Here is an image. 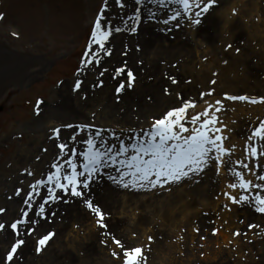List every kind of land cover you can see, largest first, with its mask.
<instances>
[{"label":"rangeland","instance_id":"1","mask_svg":"<svg viewBox=\"0 0 264 264\" xmlns=\"http://www.w3.org/2000/svg\"><path fill=\"white\" fill-rule=\"evenodd\" d=\"M101 2L102 0H0V13H3L0 17V207L6 209V213L0 214V218L6 221L15 218L20 211V199L14 196L15 187H23L21 181L24 184L31 182L20 169L27 167L39 174L46 168L56 153L54 142L49 139L50 130L58 124L94 122L126 132L129 127L146 126L150 116L176 105L177 92L185 98L196 99L197 111L204 106L198 93L206 91L208 87L215 90L212 96L204 98L209 102L219 98L223 92L264 95V0H220V6L209 16L211 18L208 17L215 24L212 31L205 26L209 23L204 22L196 30L189 28L186 23L181 30L174 32L175 39L167 40H180L184 42L183 47L170 56L159 53L154 71L148 73L144 82L136 76L133 90L141 94L146 106L139 114V122L130 126L122 121L127 117L122 115V103L117 102L114 96V87L118 79L123 77L113 78V69L109 70L108 78L112 79L109 87L103 75L99 78L104 80V85L90 88L99 76L91 71L81 90H70L77 78L75 69L80 66L79 60ZM147 7L155 8L151 4ZM233 7L237 8L235 16L231 14ZM253 7L255 8L252 10ZM225 8L228 11L227 19L222 22L223 17L217 19V16ZM226 43L231 44L232 48L226 50ZM237 47L241 48L239 54L234 51ZM117 51L122 52L121 47ZM122 62L124 60H118L111 68ZM169 76L174 77L177 82L172 84ZM210 80H215V84L210 85ZM57 81L62 83L58 84ZM165 86L169 89L168 94L163 91ZM65 91L71 97L69 107L73 105L77 111L64 114V109H53V105L61 102ZM84 91L88 94L81 98ZM38 99L41 101L39 106L36 104ZM37 107L41 109L38 113ZM228 109L230 110L224 113V120L232 129L229 143L236 145L234 158H240L246 125L264 117V103L251 105L230 102ZM69 131L62 130V136H66ZM36 157L40 159L37 160ZM227 175L229 174L225 172L223 177ZM207 178L203 183L210 184L213 189L209 190L210 203L206 209L199 210L196 214L194 209H188L185 224L179 223L177 233H172L175 226L168 228L155 223L150 225L154 228V240L147 248V264H151V260L152 263L154 261L153 264H158L156 257L161 253L165 255V251L160 248H166L170 237L180 247L174 249L171 264H264V238L251 235L253 243L249 244L243 237L231 235L235 229H246L248 223H258L260 228H264V215L235 205L230 210L222 209L221 204L225 201L216 197L221 181L214 174ZM222 186L224 187V180ZM169 192L123 193L119 190L118 201L113 206H103L111 213L108 222H119L112 231L129 245L144 242L145 235L149 236L148 228L141 230L134 227V217L152 210L159 198ZM121 196H130L131 199L123 201ZM213 201L215 205L212 204ZM111 208L114 209L113 212ZM83 212L85 215L80 220H69L68 215L57 212L60 215H56L48 225L55 231L54 238L42 252L36 253L33 250V238L30 237L24 257H30L31 264H93V257L98 258V264H117L108 248L100 243L101 237L94 219ZM251 212L254 215L247 216ZM255 215L262 216V220L259 221ZM252 218L255 220L251 221ZM207 220L215 223L206 224ZM213 226L218 228L215 235L210 232ZM63 227L58 233L59 228ZM194 228H199L200 231H193ZM86 229L94 231V236L91 235L90 238L92 243L89 246V256H86L85 248L86 241H89ZM41 232L42 228L38 229L37 234ZM3 233L0 232V251L11 240L5 239ZM133 233L136 234L135 237ZM201 235L205 237L204 240L199 239ZM145 245H148L147 240ZM201 252L204 253L203 256L200 255Z\"/></svg>","mask_w":264,"mask_h":264},{"label":"snow or ice","instance_id":"2","mask_svg":"<svg viewBox=\"0 0 264 264\" xmlns=\"http://www.w3.org/2000/svg\"><path fill=\"white\" fill-rule=\"evenodd\" d=\"M148 4L155 8L147 7ZM219 6L220 0H102L70 90H81L88 74L111 55L110 37L114 34H138V26L146 22L165 34L181 30L186 23L196 30ZM113 9L120 14L118 22L113 18L117 14ZM231 14L235 16L237 8L233 7ZM224 48L231 49L232 45L226 43ZM124 49L122 55L127 54V44ZM136 51H140L139 44ZM234 51L239 54L241 48ZM136 63L140 65L142 62L137 60ZM103 75L104 72H99L90 88L103 86L105 82L99 78ZM112 76L123 77L114 87L115 100L120 102L126 92L134 89L136 73L125 60L113 68ZM168 79L172 84L177 82L174 77ZM209 84L214 85L215 80H210ZM163 91L168 94V87L165 86ZM214 91L213 87H208L198 93L204 103L199 111L195 110L196 99L185 98L177 92L176 105L150 116L146 126L129 127L126 132L94 122L62 123L52 127L49 139L54 141L56 148L54 157L39 174L27 167L20 169L31 179L27 184L21 181L23 187L14 189V196L20 199V211L7 221L0 218V232L11 236L7 246L0 251V264H18L22 259L21 250L30 237L33 238L34 252H42L55 236V231L48 225L61 205H75L94 219L100 243L108 248L117 264H147V248L154 237H146L148 245H129L110 230L108 220L111 213L95 199L93 185L104 184L114 190L129 192L164 193L187 182L202 183L209 172L218 178L226 172L229 175L224 178V187L216 193L218 199L225 201L221 208L230 210L235 205L264 215V117L246 125L240 158H234L236 145L229 143L232 129L224 120L230 102L260 104L264 103V95L223 92L211 102L204 99L212 96ZM87 94V91L82 92L81 98ZM36 104L39 106L41 101L38 99ZM40 110V107L36 108L37 113ZM62 130L70 131L62 138ZM5 213L6 209L0 207V214ZM205 223L214 224L215 221ZM41 228V234H37ZM193 231L200 229L194 228ZM210 232L215 235L218 228L213 226ZM132 235L135 237L136 234ZM231 235L243 237L251 244V235L264 238V228L258 223H248L246 229H235ZM199 239L205 237L201 235Z\"/></svg>","mask_w":264,"mask_h":264},{"label":"bare ground","instance_id":"3","mask_svg":"<svg viewBox=\"0 0 264 264\" xmlns=\"http://www.w3.org/2000/svg\"><path fill=\"white\" fill-rule=\"evenodd\" d=\"M150 5V4H149ZM227 8V7H226ZM224 9L219 12L217 19L222 18V22L225 21L226 15H227V9ZM255 7L252 8V10ZM113 12H116V16L113 17L117 22L120 19V14L117 12L116 9H113ZM211 18V17H209ZM208 18V19H209ZM206 20L205 23H209L205 25L206 27H210L211 31L214 29V25L211 21ZM253 23V22H252ZM251 23V24H252ZM139 27V32L138 34H128V33H119L116 34L114 37H110L112 41V52L111 55L104 58L102 61V65L99 68H96L92 70V72H95L96 74L99 72H104V76L106 79V82L108 83V87L110 83L112 82L111 78H108L109 76V70L111 71L113 68L112 65L115 64L118 60H126L128 67H131L133 71L136 73V76L138 80L144 82L146 77L149 75L148 73L150 71H154V66L156 62V57L158 56L159 53H166L167 55L173 54V52L180 50L184 44L182 41H167L169 39H175L174 38V32L170 34H165L162 32H159L157 30V27L151 23H144ZM170 27V25H169ZM128 45L127 49V54L122 55L121 53L125 52L124 45ZM140 45V51H136V45ZM118 47H121L122 52L117 51ZM121 54V55H120ZM140 60L142 63L140 65H137L136 61ZM105 69L107 71H105ZM159 82H161L159 80ZM157 83V82H156ZM145 83H142L144 85ZM64 91V90H63ZM141 94H137L134 92V90H130L126 92L122 98H121V103H122V108H123V114L127 118H123L122 121L129 124L130 126L136 125V123L139 122L140 117L139 114L141 111L144 110V107L146 104L142 101V98L140 97ZM71 103V97H69L68 93L65 91L63 93V97L61 102L58 105H53V109L55 110H61L64 109V114L69 113L68 111H77L75 106L71 105L69 107V104ZM74 108H73V107ZM51 109V110H53ZM62 136V133H61ZM64 136H62L63 138ZM54 142V141H53ZM223 171V169H222ZM213 173L209 172L208 175H212ZM208 180V178L205 179V181ZM224 180L223 176L219 177V181H221V185H219L220 189L223 188L222 186V181ZM204 181V182H205ZM218 187V188H219ZM93 188L95 189L94 191V196L95 199L99 202V204L103 206H113L115 202L118 201V191L119 190H114L112 187H109L104 184H99V185H93ZM210 189L212 187L210 184H204L199 183V184H193L192 182H187L182 184L180 187H175L169 192L167 195H163L159 200L156 202V205L153 206L152 210L150 211H144L139 214H137L134 217L133 221V226L136 228H140L141 230H145L148 228L149 235H153V230L154 228L150 227L153 223L157 226H163V227H172L175 226V231L172 232L177 233L179 230L180 224L186 221V215L188 214V209L192 208V210L197 213L199 210L206 209L207 204H209V198H210ZM213 190V189H212ZM121 192H125L124 190H121ZM121 198L128 199L131 197H123ZM216 199V197H215ZM218 199V198H217ZM215 205V202L213 201L212 203ZM189 205H192L189 207ZM104 208V207H103ZM197 208V209H196ZM104 210H106L104 208ZM114 211L113 208H111V211ZM112 211V212H113ZM247 211V210H246ZM58 212H62L61 214L64 216H69V220H80L82 216H84V212L76 207L75 205H68V206H60V210ZM248 212V211H247ZM177 215H180V217H177ZM57 215H60L57 213ZM254 215L252 212L248 213L247 216H252ZM256 216V215H255ZM258 217L259 221L262 220V216H256ZM255 220L254 218L251 219ZM68 222V221H67ZM66 222V223H67ZM178 222V223H177ZM180 223V224H179ZM109 228L111 230L117 228L116 225L119 224L118 221L112 220L108 222ZM63 228H59L57 231L58 233L63 230ZM86 231L89 233L88 238L89 241H86L85 248H86V256H89L91 251L89 249L91 241V235L94 236V231L93 230H87ZM5 239L11 238V236L8 233H3L2 235ZM146 235L144 237V242H141V244H145L146 242ZM172 237L169 238L168 243L166 244V248L161 249L162 251H165V255L162 253L156 257L157 263L158 264H165L166 262L168 264L173 263V256L172 253L174 249H178V243L176 240H170ZM87 239V238H86ZM80 240V239H78ZM91 241V242H90ZM175 242V243H174ZM76 243V242H75ZM180 248V247H179ZM28 246H26L21 250V256L23 257L22 262L18 261V264H31L32 259L30 257H24V254L27 252ZM160 251V252H161ZM93 259V264H98V258H92ZM166 262L164 263V261ZM154 263V261H153ZM152 260H151V264ZM150 264V262H149Z\"/></svg>","mask_w":264,"mask_h":264}]
</instances>
